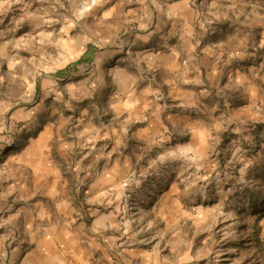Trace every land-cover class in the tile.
I'll list each match as a JSON object with an SVG mask.
<instances>
[{"label":"crops","instance_id":"1","mask_svg":"<svg viewBox=\"0 0 264 264\" xmlns=\"http://www.w3.org/2000/svg\"><path fill=\"white\" fill-rule=\"evenodd\" d=\"M141 1L136 29L88 45L39 79L19 133L1 141L0 264H121L106 237L81 231L78 195L94 206L95 226H104L109 214L97 207L122 193L140 145L196 156L212 131L200 106L204 87L255 61L257 45L264 49V0ZM194 2L211 29L198 22Z\"/></svg>","mask_w":264,"mask_h":264},{"label":"rangeland","instance_id":"2","mask_svg":"<svg viewBox=\"0 0 264 264\" xmlns=\"http://www.w3.org/2000/svg\"><path fill=\"white\" fill-rule=\"evenodd\" d=\"M192 6L209 29L201 3ZM141 7V0H0V143L19 133L39 79L88 45L136 29ZM253 54L220 85L204 87L200 106L212 131L196 156L180 146L140 145L122 193L97 207L109 214L104 226H95L94 206L78 195L81 231L106 237L121 264H264V49ZM237 69L251 82L241 83Z\"/></svg>","mask_w":264,"mask_h":264},{"label":"trees","instance_id":"3","mask_svg":"<svg viewBox=\"0 0 264 264\" xmlns=\"http://www.w3.org/2000/svg\"><path fill=\"white\" fill-rule=\"evenodd\" d=\"M252 52H253V51H252ZM258 54H259V53H258ZM258 54H257V55H258ZM258 56H259V55H258ZM226 138H227V135H226V134L223 135V139L225 140ZM223 142H224V141H223ZM226 142H227V141H226ZM226 142H225V143H226Z\"/></svg>","mask_w":264,"mask_h":264}]
</instances>
